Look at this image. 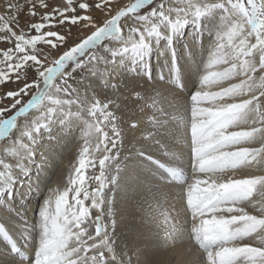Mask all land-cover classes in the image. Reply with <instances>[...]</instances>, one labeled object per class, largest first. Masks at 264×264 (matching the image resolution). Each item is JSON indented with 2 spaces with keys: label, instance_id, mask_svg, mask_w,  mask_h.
I'll return each mask as SVG.
<instances>
[{
  "label": "snow or ice",
  "instance_id": "1",
  "mask_svg": "<svg viewBox=\"0 0 264 264\" xmlns=\"http://www.w3.org/2000/svg\"><path fill=\"white\" fill-rule=\"evenodd\" d=\"M210 8L220 10L221 26L190 109L194 172L183 195L193 222L189 234L203 252L200 264H264V143L253 146L264 139V0H181L173 7L163 0H5L0 10V136L14 124L25 135L37 133L61 99H75L73 74L94 62L97 45L122 41L125 52L146 46L161 25L179 27ZM22 15L31 22L22 25ZM73 29L93 30L77 42ZM10 84L14 87L5 90ZM152 107L145 102L142 120L145 113L146 120L152 119ZM89 115L94 122L65 166L67 176L56 177L41 206V237L32 264H168L179 255H167L169 244L162 251L137 249L136 259L114 248L105 165L115 156L122 131L107 102H93ZM47 166L48 157L36 164L40 172ZM245 168L262 174L237 176ZM41 183L38 173L28 191H39ZM167 221L173 239L183 234L172 217ZM0 234L11 240L4 225ZM18 252L11 242L0 251V264H22Z\"/></svg>",
  "mask_w": 264,
  "mask_h": 264
},
{
  "label": "bare ground",
  "instance_id": "2",
  "mask_svg": "<svg viewBox=\"0 0 264 264\" xmlns=\"http://www.w3.org/2000/svg\"><path fill=\"white\" fill-rule=\"evenodd\" d=\"M4 2L5 0H0L1 10L3 7V5L1 4H4ZM183 2L186 3L187 0H183ZM176 4L177 3H170L167 5V7H173ZM204 16L205 14L203 13L201 17ZM202 19L203 18L200 19L199 16L198 18L197 16H192L187 20L186 23H182L179 27L164 25L162 27L163 31L159 35V37L161 36V38L156 37L154 39H151L150 43H148L146 46L141 45L136 48L129 47L128 51H124L123 53H120L122 52V41H113L111 45H108L105 50L103 49L104 51L101 52L100 55H102V59L105 56H111L113 58V56L109 52V49L118 53V55L116 54L114 56V61L106 63L102 71H104L105 74H108L109 78H115L116 80L123 76L126 80H130L131 78L136 81V77L134 76L140 75L137 79L139 80L138 82L134 83L132 81L131 83H128L132 84L134 88H136V85H140L137 88L139 95L154 93L153 95L156 94L155 96L157 100H159L160 98H162V93L158 91H162L164 95L167 93H170V95L173 94L171 95V97H174L182 107L191 105L192 98L186 99L183 91L179 90V88L177 90V86L174 84L180 85L181 82L184 81L185 87H187V85L193 82L191 71L195 66V55L199 54L200 56L201 53V50L198 51V49L202 48V46H200V42L204 43V40L205 38H207L209 32H214V30H212L214 25L212 26L211 23L209 25H205L207 20H205L204 18L203 21ZM193 23L198 24L199 30H197L196 25H194ZM220 26L221 24L218 21V29L216 30V32L219 31ZM195 36L197 38H195ZM168 39L169 41L171 40L172 45H169L168 42H165V40L167 41ZM176 43L178 51L185 50L186 53L183 54L184 56L182 54H176L177 51L174 50ZM182 43H184V45L180 46V44ZM179 47H181V50H179ZM159 53L161 55H159ZM153 55L155 56L153 65L155 66L154 68L157 71H155L154 73L152 70L151 72L152 80L153 78L155 80L151 81L154 86L150 87V84L146 83L145 81H147L146 76L149 72V69L153 67H150L147 61H151V56L153 58ZM145 58L147 61L144 60ZM162 62H164V66H159V63L161 64ZM177 64L183 66V69H181L178 73L175 71V65ZM187 67L189 68V70H187ZM160 69H162V73L159 72ZM129 72L131 74H129ZM141 72L143 73L140 74ZM171 72L173 74L176 72L175 75L179 78L176 79L177 82L173 78H171V76H173V74L171 75ZM185 73H187V75H185ZM153 75H155V77H153ZM115 79H111L110 81H116ZM95 81L96 84H99L100 82H107L106 77H103L102 75H100L99 78H96ZM172 81L174 84L171 83ZM156 82H158V84ZM227 84L228 83H224V86H226ZM177 101L175 103H177ZM89 102V100H86L83 103L85 104ZM69 112L70 111L67 110L60 117H58L57 121L47 123L43 127L44 131L41 130V134L33 133L32 135H25L21 127L17 124V129L12 136V141L10 142L12 143V145H10L8 149L4 148L5 143L8 140L2 141L3 148L0 149V153H3L5 150H10L8 152V155H10V163H8L5 169L0 171V217L2 216V219H5L2 225H4L8 229L11 240L6 239V242H2L5 237L3 238L2 234H0V251H3L6 247H10L11 242L16 243V240L21 236V238H23V242L21 243L20 241L21 245L17 246L18 248H21L22 246L28 248L29 243L35 242L34 239H24V233H26L24 231L26 230H20V228H23V226L25 227V223H23V220L22 222L17 220V222L20 224H17L15 222L13 223L11 221L14 220L16 214L22 217L24 220H29V218H25L27 216L26 214L28 213L26 207H28V205H30L31 203H25V201L27 197L31 195H33V198L34 196L36 197L39 192L31 191V193L28 191L30 182L37 178V175L35 174L39 173L40 180L48 178L46 177V175H55L56 172H58L56 176H59L61 173H63L65 177L67 176L68 170L65 166L69 164L70 160H74L75 149L70 153V156L65 159L66 163H63L64 168L61 171H57L58 167L55 166L56 159L55 161H53L49 154H47L48 166L43 172H40L36 166L35 168H33V165L39 164L42 156L46 155L45 148H47L46 145L48 144V141H45V139L51 137L48 131H58V135L60 136L62 141H67V139L65 138L70 137L73 131L77 133L78 129L81 130L83 128L82 132H85V127H83L85 122L83 124V121L81 119L77 120L76 117V120L72 122L73 116ZM123 117L125 116H122L121 118ZM172 122L174 121L172 120ZM143 123L144 122H139V127L143 125ZM173 125H170V127ZM177 125H174L175 127L173 129L167 128L168 132L172 133H168V139L162 138L163 140L160 141V143H162L160 148L150 147V145L147 143L148 141L142 143L147 144L145 146L138 144V142H141L140 129L127 128L124 131L128 133L125 136V139H129L127 140V146L132 149L134 148L133 150H135L137 153L134 151L135 153L129 154V156L131 157V165L126 164L124 172L119 175V178L117 179V181H114L115 183L113 184L111 183V178L109 177H112L114 175L115 171L113 170L112 166H116L115 162L118 159L116 158V156H114L106 162L105 173L109 183L107 184L104 195L108 201L109 218L113 221L112 237L115 241L114 248L117 252L126 253L128 259H136L135 252L137 251V249L143 250L147 247H150L146 243V240H148L152 236L156 238L157 242L161 243V245L157 247H153L151 245V248H158L162 251L163 245L169 244V250L171 249L173 251L170 255L168 251L167 255L171 257L178 252L179 255L175 260L177 261L179 259L180 264H200V261L204 259L202 250L198 249V246L196 245L195 241L191 239V236L189 234L190 221L185 208V204H183L182 202L183 197L181 194L184 189L181 187V183L183 182V180L181 176L177 175V172L179 169H187L190 172H194V169L193 165L190 166L192 162L190 161V159L191 157L193 159V156L190 154L191 152L189 153V145L187 144V142H185L187 138V132L184 133V131L182 130V125V127ZM158 128H160V126ZM182 136L183 138H179ZM160 138L161 137H158V140H161ZM78 139H80V136ZM133 141L138 142L133 143ZM260 143H264V139L258 141L257 144L253 146H259ZM68 144L69 143L66 142V145ZM161 150H163V152H160ZM32 153H34V156H30V154ZM123 157L124 156H121V159ZM11 160L13 162H11ZM26 161L27 164H25ZM117 162L119 163L118 165H122V163L126 162V159L124 161ZM13 166L14 168H10ZM30 168L32 169V171L30 170L31 172L27 174V177L22 178V176H24L26 172H28L27 170H29ZM33 169L35 173H33ZM154 171H156V173ZM237 174H241V176H244L259 175L262 173L257 169L245 168ZM164 178L167 180V182H165L166 184L159 183L158 180H165ZM113 187L115 189L114 196H111L107 194V192ZM23 201L24 204H26V207H23ZM92 213L93 215H95V210H92ZM8 214L11 217L7 220L6 217ZM171 217L175 220L176 224L180 225L181 231L183 233L181 236H176L175 239L172 238L173 236H175V233L172 231V225L167 221ZM27 250H29V248ZM28 252L29 251H26L25 255H23V260L26 259ZM17 259H19V257H17ZM175 260L169 259L168 264H173ZM187 261L191 262L188 263Z\"/></svg>",
  "mask_w": 264,
  "mask_h": 264
},
{
  "label": "rangeland",
  "instance_id": "3",
  "mask_svg": "<svg viewBox=\"0 0 264 264\" xmlns=\"http://www.w3.org/2000/svg\"><path fill=\"white\" fill-rule=\"evenodd\" d=\"M21 2H22V0H21ZM49 2L50 3H52V2L61 3L62 0H49ZM116 2H117V0H113L114 4ZM119 2L123 3V2H127V0H119ZM180 2H181V0H163V3L166 6L170 3L179 4ZM1 5H4V4H1ZM204 14H205L204 17H201L202 16L201 15V16H199V18L200 19L203 18L202 19L203 21H204V18H205V20H207L205 25H207V24L209 25L210 23L212 24V26L214 25V27L212 29V30H214V32L213 31L209 32V34L207 35V38H205V40H204V43L200 42V46H202V48L198 49V51L201 50L200 56H199V54H197L198 56L195 55V57H196V61H194L195 64L192 62L195 65L193 70L191 71L192 72L191 76L193 78V82H191L189 85H187V87H185L184 81H182L180 85L174 84L173 81L171 82L172 84L177 86V90L179 88V90L183 91L186 99L192 98L197 93V91L200 89V87L202 86L203 75L205 74V69H206L207 63H208L207 61H209L211 51H212L211 46H212V43L215 40V37L217 34L216 30L218 29V27H217L218 21L220 22V20H221L219 9L210 8ZM93 15L96 16L98 19H102V16L99 13L94 12ZM20 22L23 25V24L29 23L31 21H30V18H28L26 15H22L20 17ZM193 24L196 25L197 30H199L198 24L197 23H193ZM163 26L164 25L160 26L157 34H155L152 39L159 37V35L163 31L162 30ZM92 30L93 29H88L84 32H77L76 29H73V34H74L73 39L77 40V42H78V39L80 36H86V35L90 34ZM159 38H161V36ZM195 38H197V37L195 36ZM165 42H168L169 45L170 44L172 45V42H171V40L169 41V39L167 41L165 40ZM108 45H111V44H108ZM108 45L105 48H99V45H97V48L99 49V55L94 60V62L90 66H85L84 68L76 70V72L73 74L74 75V85L73 86H74V88H76L78 90V96L75 99H68V98L61 99L60 103L58 105H56L53 116L49 120V122L57 121L58 117H60L65 111L68 110V111H70L69 113H71V115L73 116L72 122L74 120H76V118H77V120L81 119L83 121V124L85 122L83 127H85L84 131L86 132L88 130V125L94 122V119L89 115V112L91 110L90 105L93 102H97L100 105H103L104 103L107 102L109 107H111L114 110V113H115L118 121L120 122V129L122 131V136H121V142L122 143L120 142V146H119L118 150H116L115 156L118 159L117 161H124L126 159V162H127V163L126 162L122 163V165H118L119 163L116 161L115 162L116 166H112V168L115 172H114V175L112 177H109V178H111V183L113 184V183H115L114 181H117V179L119 178V175L124 172L126 164L131 165L130 164L131 163V157L129 156V154H133L136 152L135 150H133L134 148L132 149V148H129V146H127V144H128L127 140H129V139H125V136L128 133L124 132L127 128H131V129L139 128L140 129L141 139L140 138L139 139L141 140V142H138L139 141L138 140V141H133V143L138 142V144L145 146L147 144H142V143L148 141L147 143L150 145V147L160 148L162 145V143H160V141H162L165 138L168 139V136H167L168 133L169 134L172 133V132H168V129L169 128L173 129L178 123L177 126H180V127L183 126L182 130L184 131V133L187 132V138H186L185 142H187V144L189 145L188 146L189 153L191 152L190 154L192 155L191 136H190V123H191L190 109H191V105L185 106L186 108L184 106L182 107V106H180V104L178 103V101L174 97H171V95H173V94L170 95V93L169 94L167 93L164 95L162 91H158V92L162 93V96L160 95L162 98H160L159 100H157V98L155 96L156 94L153 95L154 93H150V94L146 93L145 95L144 94L139 95L137 88L140 85L138 84V86L136 85L135 86L136 88H134V86L132 84H128V83H131L132 81L134 83L138 82L139 80H137V79L139 78L140 75L134 76V77H136L135 78L136 81H134L131 78H130V80H126L123 76H121L117 80L115 78H109V75L105 74V72L102 71V69L106 63H108L110 61H114L115 57H113L114 58L113 59L111 56H105L102 59V55H100V53L103 52L108 47ZM182 45H184V43L180 44V46H182ZM3 46L4 45L2 43H0V47H3ZM176 46H177V43L175 44V49H174L175 51H177L176 54H182L183 55L184 53H186L185 50H181V47H179V50H181V51H178ZM184 48H182V49H184ZM123 52L124 51H122L120 53H123ZM61 54H62V52H61ZM117 55H118V53H117ZM159 55H161V54L159 53ZM155 56H156V54H155ZM155 56L153 55V58L151 56V61L150 60L147 61L146 58L144 59L145 61L148 62L150 67L153 66L151 69H149V72L147 73V76H146L147 81H145L146 83L150 84V87L154 86L151 81L155 80L154 78L152 80L151 72H152V70L154 73H155V71H157V70H155V68H154L155 66L153 65L154 61H155ZM109 57H111V58H109ZM159 66H164V62H162L161 64L159 63ZM94 68H95V70H94ZM181 69H183L182 65H178V64L175 65V71L177 73ZM187 70H189L188 67H187ZM159 72L162 73V69H160ZM142 73L143 72H141L140 74H142ZM175 73L173 74L171 72V75L173 74V76H171V78H173L176 81L178 76H176ZM129 74H131V73L129 72ZM100 75H102L103 77H106L107 82H103V83L100 82L99 84H96L97 80L95 81V79L99 78ZM185 75H187V73H185ZM153 77H155V75H153ZM194 78H195V80H194ZM111 79H113V80L115 79L116 81H110ZM196 79H197V81H196ZM232 82H238V80L232 81ZM156 83L158 84V82H156ZM224 83H229V82H224ZM125 85H127V86H125ZM94 86H96V87H94ZM12 87H14V85L10 84V85L6 86L5 90H7L8 88H12ZM132 88H134V89H132ZM131 90H133V91H131ZM215 90H219V89H215ZM123 99H125V100H123ZM86 100H89L90 102L84 104L83 102ZM176 101H177V103H175ZM145 102H150L153 105V107L150 109L151 114H152V119H150V120H146V116L149 113L143 114V118L145 120H142V108H143ZM85 106H88V107H85ZM59 108H60V111H59ZM76 108L79 109V112L74 111V109H76ZM72 109H73V111H72ZM123 113H125V114H123ZM122 116H125V117L121 118ZM180 118H182V119H180ZM172 120L174 122H172ZM168 121H170V122H168ZM183 121H185V122H183ZM132 122H138V123L144 122V123L140 127L132 128V127H129V125ZM182 122H183V124H182ZM170 125H173V126L170 127ZM159 126H160V128H158ZM164 127H166V128H164ZM16 129H17V124H14L12 129H9V131L4 133L3 136H0V144L3 143L2 142L3 140H8L7 142L5 141L6 142L5 147H4L5 149H8V147L10 145H12V143H10V142L12 141V138H13L12 136H13L14 132L16 131ZM41 130L44 131V128L40 129V131L37 133L41 134L42 133ZM234 130H239V129H234ZM82 131H83V128L81 130L78 129L77 133H75V131H73V133L70 137L66 136L67 138H65V139H67V141L61 140L60 136L58 135V131H53V132L48 131V133L50 134L51 137L45 139V141H48L47 142L48 144L46 145L47 148H45L46 155H43L42 158L47 157V154H49L53 161H55V159L57 161V162L55 161V166L58 167L57 171H61L64 168L63 163H66L65 159L70 156V153L74 149H76L78 142L80 140V139H78L79 136L81 137L85 134V132H82ZM158 131H160V132H158ZM158 137H161L160 138L161 140H158ZM179 138H183V136L179 137ZM134 139H136V138H134ZM66 142H68L69 144L66 145ZM143 146H140V147H143ZM48 150H50V151H48ZM9 151L10 150H5L3 153H0V171L5 169L6 166L8 165V163H10V161H9L10 155H8ZM160 152H163V150H161ZM54 153H56V154H54ZM138 153H140V152H138ZM121 156H124V157L121 159ZM190 161H192L190 164V166H191V165H193L192 157H191ZM11 162H13V161L11 160ZM35 166H36V164L33 165V168H35ZM163 167H165V166H163ZM10 168H14V166L10 167ZM30 170L32 171L31 168L29 170H27L28 172H26V174L24 176H22V178L27 177V174L29 172H31ZM91 171H92V169H89L88 172H86L85 174L87 175ZM154 172L156 173V171H154ZM33 173H35L34 169H33ZM57 173L58 172H56L55 175L53 174L51 176L46 175V177H48V178H45L46 180L45 179L41 180L42 183L40 185V190H39L38 194L36 195V197L34 196V198H33V195H31V196L27 197V199L25 201V203H27V202L31 203L30 205H28V207H26V204H24V201H23V207H26V210H28L27 211L28 213L26 214L28 217L26 216L25 218L26 219L29 218V220H24L22 217H20L16 214L14 217V220L11 221L13 223L15 222L17 224H20L17 222V220H19L20 222H22V220H23V223H25V227L23 226V228H20V230H22V231L26 230V231H24V232H26V233H24V235H25L24 239H28V240L34 239V241H35L32 243H29V247H28L29 250H27L28 248L25 246L18 248L19 252L16 254V256L19 257V259L20 258L22 259V260L17 259V260H19L18 262H24L22 264H32V262L35 259L34 252H35V249L38 245V242H39L38 240L41 237V230H39L40 228L38 226L39 225L38 220L40 219L39 212L41 210V206H42L44 200L47 198V196L49 194V189L55 185ZM243 173H244V171H243ZM243 173H241V174H243ZM241 174L240 175L237 174V176H241ZM35 175H37V174H35ZM177 175L181 176L182 180H183V182L181 183V187L184 189L182 194H181L183 197L189 183L191 182V180L193 178V172H190L187 169L186 170L179 169L177 172ZM114 176H115V178H114ZM158 181L161 184H166L165 182H167L166 179L165 180H158ZM114 190L115 189L113 187L112 189L108 190L107 194L114 196ZM20 201H22V200H20ZM182 202H183V204H185L183 199H182ZM85 203L87 204L88 201H86ZM10 217L11 216L8 214L6 219L7 220L10 219ZM4 220L5 219L4 218L2 219V216H1L0 217V225H2ZM191 223H193V222L190 221V224ZM2 237L4 238L3 235H2ZM21 237L18 238L17 240L15 239L16 240L15 244L17 246L21 245L20 241H21V243L23 242V238H21ZM146 241H147L146 243L150 247H152V246L157 247V246L161 245V243L157 242V239L154 238L153 236L150 237ZM2 242H6V239L2 240ZM26 251H29V252H28L26 259L23 260V255H25ZM172 251L173 250H171V249L169 250V255L172 253ZM187 262L190 263L191 261H187ZM173 264H180L179 259L177 261L175 260V262Z\"/></svg>",
  "mask_w": 264,
  "mask_h": 264
}]
</instances>
